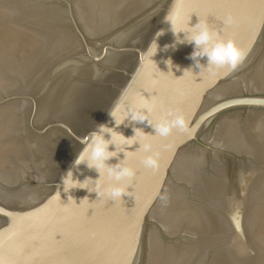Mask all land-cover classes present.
<instances>
[{"label": "water", "instance_id": "1", "mask_svg": "<svg viewBox=\"0 0 264 264\" xmlns=\"http://www.w3.org/2000/svg\"><path fill=\"white\" fill-rule=\"evenodd\" d=\"M199 20L237 68L190 59ZM144 103L187 127L124 121ZM98 124L135 169L116 200L74 165ZM0 264H264V0H0Z\"/></svg>", "mask_w": 264, "mask_h": 264}, {"label": "clouds", "instance_id": "2", "mask_svg": "<svg viewBox=\"0 0 264 264\" xmlns=\"http://www.w3.org/2000/svg\"><path fill=\"white\" fill-rule=\"evenodd\" d=\"M166 21L170 22L171 29L173 30L175 28V16L166 18ZM225 22L231 23V18H228ZM160 33L162 35V32ZM174 33L185 34L180 43H187L193 46L190 59L195 62L197 67L201 65L200 59L206 58L207 67L210 69L225 66L235 69L248 55L247 51L238 48L233 40L225 39L219 32L210 28L208 23L203 20H199L191 26L188 23L185 28ZM151 111L152 108L147 103L130 108L124 117V121L146 122L155 130L156 134L162 137L168 136L173 128L185 129L187 127L186 117L179 111L168 110L156 122H153L150 118ZM111 129L104 124H98L97 129L90 133L85 140V146L77 155L74 165H80L86 162L90 169H95L99 173V177L95 180L92 179L95 182L92 192L96 193L97 196L107 195L112 200H116L125 195L127 191L125 186L119 182L133 178L135 176V169L126 163L124 158L119 159L114 164L108 163L109 160L118 155L116 150H109L110 145H115ZM105 133L109 134L111 138L105 139ZM134 133V136L139 135L141 140L133 141V143H138L145 153H150L142 158L143 165L147 168L156 169L159 166L158 154L153 153V145L147 139V134L140 128H135ZM122 136L126 141L131 140L133 137L126 138L124 135ZM125 155L124 153V157ZM101 176H106L114 183L105 187L101 182Z\"/></svg>", "mask_w": 264, "mask_h": 264}]
</instances>
